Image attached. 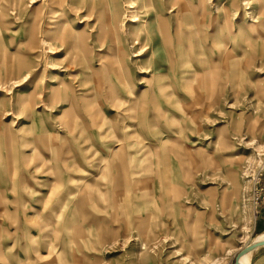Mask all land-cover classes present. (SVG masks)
<instances>
[{
  "label": "rangeland",
  "instance_id": "obj_1",
  "mask_svg": "<svg viewBox=\"0 0 264 264\" xmlns=\"http://www.w3.org/2000/svg\"><path fill=\"white\" fill-rule=\"evenodd\" d=\"M82 1L0 0V264H233L260 233L251 192L264 165V63L247 70L205 40L224 6L236 16L231 0H185L197 25L180 27L184 76L168 43L140 53L131 34L145 21L147 42L158 38L154 13L174 28L183 0H133L137 23L100 5L84 15ZM51 10L62 33L85 39L83 53L44 39Z\"/></svg>",
  "mask_w": 264,
  "mask_h": 264
},
{
  "label": "bare ground",
  "instance_id": "obj_2",
  "mask_svg": "<svg viewBox=\"0 0 264 264\" xmlns=\"http://www.w3.org/2000/svg\"><path fill=\"white\" fill-rule=\"evenodd\" d=\"M151 1H153V0H141L140 5L141 6H149L152 9L154 7V5ZM129 3L131 5H129V6L127 5V6L131 10H129V11L125 10L123 12H120V10L118 9L119 3H117V1L115 2L114 0H84L79 4V7L84 9L83 10L84 15H87V16H90V14L93 13V11H94L93 9L97 8V5H100L98 8L100 9L101 13L102 12L104 13L106 11V9H108V7H109V9L111 11V15H113L114 18L116 16L117 20H121L122 18H125V15H128V18H129L128 20H132V21L137 23V21H136L137 19L134 17L137 15L135 13V10H136V8L139 9V7L137 5H133V0L129 1ZM170 4H172V3H170ZM239 5H242L243 8H239L240 12H237ZM231 6H232V10H234L233 12H234V14H236V16L234 17V15H233V17L231 18L228 15L229 13H226V12H228V8H227L228 6L227 7L224 6L223 7L224 16L222 17L221 21H219L221 24L218 23V20L216 18L211 20V22L208 24V27H210V31H208L205 34V37H206L205 40L208 39L211 42L215 43V40L219 39V42H221L220 45L222 44V45H225V47L227 46V50L229 49V50L236 51L235 55L233 54L234 57L235 56L239 57L240 55H242L245 58L244 62L248 66L247 70H249V68L251 67V65L253 64V62L255 60H258L259 62L264 63V0H257L256 5H253V6H250L249 0H241V2H238V0H231ZM104 7H105V9H104ZM181 7H182V9H181ZM179 9H180L179 11L181 13L176 16V17H178V19H177V21L175 20L176 24H175L174 28H172V25L167 23L168 19L164 18V16H159L157 13H154V17H155V19H157L156 20V22H157L156 32H157L158 38L151 39L149 42H147V40L149 38L146 34V28L147 27L145 26V21H141V24H138L139 28L133 29V31H131V34L133 37L132 42H134V45H135L134 50H139L140 53L142 51L146 50L147 46H148V52H152L156 40L159 42V44L164 45L165 42L168 43L167 47L169 48V50L167 51V55L170 58V55L172 53V57L170 58L171 61H172V58H173V60H178L177 64H180V65H177V66L178 67L181 66V69H179V74L184 76V74L186 73V69H183V66L186 65L185 63H187V61L186 60H180L179 54L184 56L188 53V49H189L188 41H187L188 34H186L187 32L185 33L184 31H180V27L182 28V27L188 26V25H197V23L195 22L192 13H190L192 8H191V5L187 1L183 0L182 4H180ZM107 11H109V10H107ZM110 11L108 13H110ZM52 12H54V11H52V10L49 11L50 15L48 16V20L46 21V23H47L46 24V34L48 35V37L45 35L44 39H47V41H50L51 44H54L55 40H59V42H60L59 45H62V41L66 38L69 40L70 46H72V44H75V46H78L77 49L79 48V50L82 51V53H83L85 51V42H84L85 39L83 40L82 35L80 37V35H78L79 32L74 34L73 30L70 32L66 31V32L62 33V31H61L62 26L56 25V23H58L59 21L56 18H53L54 20H52V18H51V17H54V16H52ZM176 17H175V19H176ZM232 19H234V20H232ZM256 19H258V20H256ZM199 24L200 23L198 22V25ZM220 26H221V28H220ZM149 30L150 29L148 27L147 31L149 32ZM99 31H101V30H99ZM222 31L225 32L224 36H222V34L220 33ZM194 32L196 34H199L198 26H196V29ZM217 33H219L218 34L219 38H216ZM63 34H64V36H62ZM30 35H31V39L34 38V31H32ZM172 36H174L176 40L172 39ZM85 37L87 38V35ZM211 48H210V50L212 51ZM248 49L249 50L251 49V51L254 52L252 57H246L247 56L246 51ZM34 57H36V56H34ZM218 57H220V58L222 57V59L224 61L227 60L226 59V57H227L226 51H223L221 53V56L219 55ZM115 59H117V58H115ZM32 61L33 60L31 59L30 67H36L35 64L32 63ZM25 64H26V61L23 60V58L19 57L17 60L18 68H24ZM170 64L175 65V62L170 63ZM239 64H240L239 60H234L229 65L230 69L232 70V76L235 78H238L241 75ZM225 66H227V65H225ZM80 68L82 71L83 70L85 71L87 69V67L84 65V63ZM114 69L117 70L116 68H114ZM84 71L82 73L84 75H86L87 72L86 71L84 72ZM207 73H209V72H207ZM233 77H232V79H233ZM51 78L56 79V81H55L57 83L56 86L63 83V81L59 80V78L57 79V77H55L54 75ZM107 79H108V77H107ZM59 94H61L62 97H64L66 95L65 92H62ZM64 100H66V99H64ZM134 101L136 102V101H138V99L134 98ZM47 102L49 104L54 103L52 98H50V100H47ZM115 164H117V162H114V165ZM255 239H264V232L256 235L254 238L250 239L245 245H247L249 242H251ZM255 250H256V248L244 252L238 259L239 263L240 264H250L251 257H252Z\"/></svg>",
  "mask_w": 264,
  "mask_h": 264
},
{
  "label": "built area",
  "instance_id": "obj_3",
  "mask_svg": "<svg viewBox=\"0 0 264 264\" xmlns=\"http://www.w3.org/2000/svg\"><path fill=\"white\" fill-rule=\"evenodd\" d=\"M251 195L255 206L264 202V165L257 171Z\"/></svg>",
  "mask_w": 264,
  "mask_h": 264
},
{
  "label": "crops",
  "instance_id": "obj_4",
  "mask_svg": "<svg viewBox=\"0 0 264 264\" xmlns=\"http://www.w3.org/2000/svg\"><path fill=\"white\" fill-rule=\"evenodd\" d=\"M252 228H254L257 232H264V202L260 204L259 206V211L257 213V216L253 222ZM259 233V234H260ZM264 248V246L258 247L256 248L255 251H257L258 249ZM264 256L261 255V257Z\"/></svg>",
  "mask_w": 264,
  "mask_h": 264
},
{
  "label": "water",
  "instance_id": "obj_5",
  "mask_svg": "<svg viewBox=\"0 0 264 264\" xmlns=\"http://www.w3.org/2000/svg\"><path fill=\"white\" fill-rule=\"evenodd\" d=\"M261 246H264V239H255L249 242L235 254L233 264H240L238 259L244 252Z\"/></svg>",
  "mask_w": 264,
  "mask_h": 264
}]
</instances>
